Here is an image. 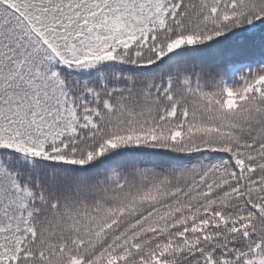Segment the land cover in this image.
Segmentation results:
<instances>
[{
    "label": "snow or ice",
    "instance_id": "1",
    "mask_svg": "<svg viewBox=\"0 0 264 264\" xmlns=\"http://www.w3.org/2000/svg\"><path fill=\"white\" fill-rule=\"evenodd\" d=\"M0 264H264V0H0Z\"/></svg>",
    "mask_w": 264,
    "mask_h": 264
}]
</instances>
